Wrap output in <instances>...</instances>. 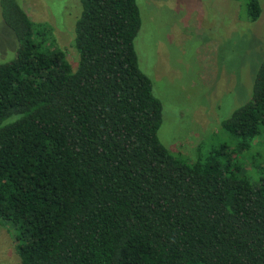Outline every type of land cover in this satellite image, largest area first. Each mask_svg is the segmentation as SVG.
Instances as JSON below:
<instances>
[{
	"label": "trees",
	"instance_id": "obj_1",
	"mask_svg": "<svg viewBox=\"0 0 264 264\" xmlns=\"http://www.w3.org/2000/svg\"><path fill=\"white\" fill-rule=\"evenodd\" d=\"M234 1L260 18L258 0ZM79 4L72 68L50 28L0 0L18 42L0 65V224L16 264H264V178L233 158L258 149L264 163V42L249 99L220 124L227 142L192 162L158 139L136 0Z\"/></svg>",
	"mask_w": 264,
	"mask_h": 264
},
{
	"label": "rangeland",
	"instance_id": "obj_2",
	"mask_svg": "<svg viewBox=\"0 0 264 264\" xmlns=\"http://www.w3.org/2000/svg\"><path fill=\"white\" fill-rule=\"evenodd\" d=\"M260 18L246 20L245 1L136 0L142 25L134 40L138 65L162 104L158 139L188 161L204 159L228 136L220 124L249 99L262 58L264 0ZM30 21L50 28V37L75 68L74 26L80 0H17ZM51 37V38H52ZM18 42L0 9V65L16 57ZM228 148L234 151V145ZM233 152L234 163L264 178V163ZM256 168V170L254 169ZM254 181V178H252ZM10 231V232H9ZM13 234L0 224V264L19 262Z\"/></svg>",
	"mask_w": 264,
	"mask_h": 264
}]
</instances>
